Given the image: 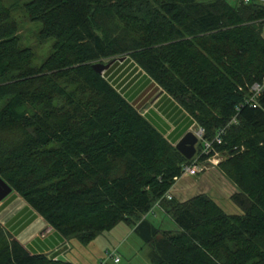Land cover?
Here are the masks:
<instances>
[{"label":"trees","instance_id":"16d2710c","mask_svg":"<svg viewBox=\"0 0 264 264\" xmlns=\"http://www.w3.org/2000/svg\"><path fill=\"white\" fill-rule=\"evenodd\" d=\"M19 4L54 41L43 63L21 45ZM263 30L259 1L0 0V176L64 240L90 245L124 223L150 264H264V91L249 102L264 77ZM126 56L204 140L225 129L218 168L243 213L206 193L166 199L190 159L93 67ZM159 213L177 228L157 225ZM0 264L73 263L0 225Z\"/></svg>","mask_w":264,"mask_h":264},{"label":"crops","instance_id":"0c3cea01","mask_svg":"<svg viewBox=\"0 0 264 264\" xmlns=\"http://www.w3.org/2000/svg\"><path fill=\"white\" fill-rule=\"evenodd\" d=\"M126 59L127 56L124 57L123 60L119 59L118 62L122 63ZM115 61L117 60H114L111 63V67L116 65ZM128 64L132 71L130 70V73L125 76V80H127V84H132L128 86L129 88L126 91L121 90L120 92L123 96H126L127 100L131 103V101H137L140 97L145 96L154 83L152 80L149 81L144 76V71L139 67H136L135 64ZM111 67L108 69L110 70ZM121 82L123 83V81ZM161 91L160 94L162 93ZM165 94H161L158 97L159 99L156 100L158 109L149 108L148 111L144 112L142 115L147 116L152 123H155L159 129L164 131L165 137L176 145L180 142L179 140L181 137L187 132H191L194 122L189 114H186L180 106L178 107L176 105L175 101L171 98L169 99V96ZM166 96H168V98ZM153 100H155V98ZM207 177L208 175L202 174L193 178L186 177L181 183L180 180L176 181L175 185L170 190V194H172V196H179V198L183 197L180 194L188 192V189H184V187L189 188V184L183 186L184 183L188 181L196 185H191L193 189L200 193L202 192L212 196L214 192L211 191L214 185L211 183V180H205ZM182 189L183 191L181 192ZM0 225L4 227L8 233L11 235L13 234L23 246L36 254L44 253L49 255L51 259H62V261H69L73 264H86V261L84 260L85 255H88V257L91 258L87 251H84L79 244H75L73 239L64 240L55 229L50 230L44 217L35 213L28 203L25 200H22L14 191L0 201ZM119 228H121L119 234L115 232L116 234L112 235L111 238L113 240H110L109 237L104 238L102 236H97V238L92 241V243L95 244V251L92 253L96 254V258L91 264H109V262L111 264H120L121 258L133 257L140 253L139 247L141 248V243L135 241V239L131 240L134 236V228L127 225H121ZM45 229H48L51 232L45 234L43 233ZM99 237L100 239H98ZM113 249H115L116 254L120 256L118 262H115L108 256V252ZM145 256L146 257L142 258L143 264L148 262L147 257L149 254ZM128 261L130 260H127V262Z\"/></svg>","mask_w":264,"mask_h":264},{"label":"rangeland","instance_id":"374dc122","mask_svg":"<svg viewBox=\"0 0 264 264\" xmlns=\"http://www.w3.org/2000/svg\"><path fill=\"white\" fill-rule=\"evenodd\" d=\"M4 1L8 2V3L16 2V0H4ZM17 1L19 2V0H17ZM204 1H208V0H204ZM236 1L237 0H229L230 3H234ZM13 15L19 21V29H20V31H19L20 37L19 38H20L21 45L24 47H29V49H31L34 52V54L36 55L37 63H43L45 61V59L49 56V53L51 52V50L53 49V43H54L53 39L49 38V39H45L44 41H41V39L39 38V30H40L39 22L29 20L27 15L24 14L23 8L21 5L16 8V11H13ZM263 32H264V30H263ZM126 60H124V62H122V63L118 62V60L115 61L116 65H113L110 70L108 69V70L104 71L102 74L105 78H107L109 80V82L111 84L113 83L115 85L114 87H116L118 91H121V90L126 91L129 88L128 86H130L132 84V83L127 84V82H126L127 80H125L126 79L125 76L128 73H130V70H131L130 65L128 63L134 64V62H133V59H131V57H129V56H127ZM109 62H110V60L104 59L100 63H109ZM121 81H123V83ZM153 83L154 84L152 85L151 89L148 90V92L145 96L140 97V99L137 101L136 100L131 101V103L136 107V109L138 111H140L141 114H144V112H147L149 108L150 109H152V108L158 109V104H157L156 100L159 99L158 97L161 94L164 95L166 93L160 87H158L155 82H153ZM158 88H160V89H158ZM159 90L160 91L162 90L161 94H160ZM165 95H168V94H165ZM168 96H169V99L171 98L173 100V97H171L170 95H168ZM168 96H166V97L168 98ZM154 98H155V100H153ZM197 124H198L197 122L193 123V126H192L193 128L191 129L192 133L193 132L196 133L199 131L200 126H198ZM223 159H224V156H223ZM207 175H208V177L205 180H211V183H213V185H214L211 192H214V193L212 196L210 194H206V195H210L216 201L218 206H220L221 208H223L225 211H227L229 213H232V214L243 213V210L238 205L232 203L233 201L231 199V195H233L235 193L234 192L235 185L229 179H227L224 176L223 172L220 171L219 168L217 167L216 169H213L210 172H208ZM186 177H191V175H188ZM186 177H181L179 179L180 183L183 182V179L185 180ZM191 178H193V177H191ZM195 179H192V180H195ZM197 179H200V178H197ZM179 180H177V181H179ZM187 184H189V188L184 187V189H188L187 190L188 192H184V193L180 194L183 197L179 198V196L173 195V198H176L177 200H179V202H182V201L188 200L191 197L192 198L195 197V195H197V194L202 193V192L200 193L199 191L193 189L192 186H194L195 184H192V182L187 181L184 183L183 186H186ZM182 191H183V189L181 190V192ZM162 213H159L157 218L155 219L156 224L157 225L160 224V226L161 227L164 226V228L167 227L169 230H170V228L176 229L177 225L175 224V222L172 221L171 218L166 217V215L163 216ZM121 225H127V224L121 223L119 226H117L116 229H113L112 231H110L108 233H104V235H102V237H104V238L109 237L111 240L112 235L116 234L115 232H117V234H119V231L121 230V228H119V227H121ZM47 232L49 233L51 231L48 229H45L43 233L47 234ZM133 235L134 236L131 238V240L135 239V241H138L139 243H141L140 246L142 249L139 247L140 253L137 255H134L133 257L121 258L120 264H129V263H131V264H143L142 258L146 257L145 255L149 254L150 248L147 245H145V243L142 242L139 235H137L134 232H133ZM98 239H100V237ZM73 241L75 242V244H79L80 247L84 251H87L89 256H91V258H89L88 255L84 256V260L86 261V264H91L94 261V259L96 258V254L92 253L93 251H95L94 250L95 244L92 243L91 245L86 246V245L81 244L76 239H73ZM148 257H147L148 262L145 264H150ZM127 260H130V261H128L129 263L127 262ZM109 264H111V263L109 262Z\"/></svg>","mask_w":264,"mask_h":264},{"label":"built area","instance_id":"2783aa9c","mask_svg":"<svg viewBox=\"0 0 264 264\" xmlns=\"http://www.w3.org/2000/svg\"><path fill=\"white\" fill-rule=\"evenodd\" d=\"M245 3H252L254 1H259L261 4L264 5V0H243ZM251 92L252 95L249 96V102H251L255 107L257 105L256 98L257 96L261 95V93L264 91V77L262 82L257 84L251 85ZM235 120V119H234ZM225 132V129H222L218 136L214 137L212 140H204L203 137L205 135V131L202 127H200L199 131L195 133L197 136V150L195 151V155L192 159H190V162L182 164V172L180 177H175V181L179 180L181 177H186L188 175H191V177H195L198 175H207L208 172H210L213 169H216L220 162L223 160V154L217 151V148H215V143L217 145H220L222 143L221 136ZM200 145V149H199ZM206 157L205 159H201V157ZM165 197L167 200L173 198L172 194H170V190L168 193L165 194ZM160 202H157L155 205L156 207H159ZM154 209V211H155ZM52 228H50L51 230ZM108 256L112 258L115 262L119 261L120 256L116 254V250L113 249L112 251L108 252Z\"/></svg>","mask_w":264,"mask_h":264},{"label":"water","instance_id":"95a60500","mask_svg":"<svg viewBox=\"0 0 264 264\" xmlns=\"http://www.w3.org/2000/svg\"><path fill=\"white\" fill-rule=\"evenodd\" d=\"M114 60H111L110 63H99V62L98 64L94 63L93 67L96 69L97 72L99 71L100 73H103L106 69L111 67V63ZM196 137L197 136L195 135L194 132L192 133L189 131L183 137H181L179 140L180 142L175 145L178 152L183 154L187 159H192L195 155L194 153L197 150V143H198ZM12 192H13V188L9 187L7 185V182L0 176V201L6 196H9L10 193Z\"/></svg>","mask_w":264,"mask_h":264}]
</instances>
